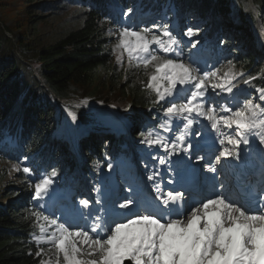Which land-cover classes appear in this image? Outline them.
I'll return each mask as SVG.
<instances>
[{
    "label": "trees",
    "instance_id": "16d2710c",
    "mask_svg": "<svg viewBox=\"0 0 264 264\" xmlns=\"http://www.w3.org/2000/svg\"><path fill=\"white\" fill-rule=\"evenodd\" d=\"M119 1L126 7L132 5L130 0ZM139 1L144 10H155L167 0ZM173 1L176 6H183L184 11H192L205 21V13L214 11L216 4L223 12H228L226 0ZM76 2L81 9L79 26L46 47L31 43L24 20L17 25L20 27L17 30L15 25H6L0 19V161H19L30 157L33 175L38 178L44 171L50 177L62 178L61 181L58 179V187L67 184L74 167L63 139L49 138L58 130L57 122L63 116L62 105L93 96L92 99L97 102L133 109L129 119L133 122L132 130L136 137L143 136L141 133L148 128L146 125L140 127L141 119L152 117L163 106L157 101L155 92L146 87L148 75H140V70L137 74L135 62L130 64L126 53L121 62H117L116 56L121 50L116 46L122 27L116 18L110 16L107 0ZM251 3L264 17V0H251ZM221 21L224 22L223 18L216 20L215 25H220ZM238 22H242V16ZM205 27L208 31L202 41L212 35L215 28L217 30L208 23ZM220 40L221 51L226 57L219 59L228 61L232 58L229 56L233 51L231 43L223 37L217 39L216 45ZM232 62L235 67L249 71L246 78H252L251 83L264 87V82L256 78L262 65L252 53L237 52ZM101 73L107 75L104 81L100 79ZM109 83L118 85L116 93ZM68 105L65 108L76 114L79 123L90 121L88 113ZM98 136L91 134L81 141L87 162L82 169L96 177L100 175L99 169H105L106 159L125 152L120 149L123 146L122 137L116 140L113 134L108 133L101 140ZM9 138L21 145L19 152L6 146V139ZM53 172L55 175H52ZM2 178L0 167V182ZM34 193V186L24 185L18 192L20 200L9 204L7 211L0 209V264H40L41 259L46 260L44 249L49 245H38L34 239V236L40 235L39 225L42 224L32 215L39 212L31 201ZM26 211L31 214L30 218L24 215ZM40 249L44 251L37 257Z\"/></svg>",
    "mask_w": 264,
    "mask_h": 264
},
{
    "label": "snow or ice",
    "instance_id": "6c2138e0",
    "mask_svg": "<svg viewBox=\"0 0 264 264\" xmlns=\"http://www.w3.org/2000/svg\"><path fill=\"white\" fill-rule=\"evenodd\" d=\"M184 35L192 37L195 33L189 28ZM161 36L167 37V40ZM118 40L116 48L121 50L116 56L118 63L126 53L130 64L134 61L136 67L153 69L148 75L146 87L155 92L157 101L166 100V97H173L174 101L180 92L185 91L178 86L192 85L195 81L186 102H170V106L165 109L167 119L161 125L165 131L170 130L169 125L176 118L186 121L185 130L191 128L194 112L212 121L211 127L217 132L221 122L229 128L233 124L236 126L235 136L225 138L233 148L225 147L220 151L215 164L210 160L206 161L208 172L220 171L216 165H222L221 158L239 159L240 153L236 146L241 142L249 143V133L257 131L261 143H264V107L247 101L242 109L232 111L225 108V111H231V116H221L218 120L214 108L208 107L205 111V104L199 99L205 96V81L215 77L216 73L206 72L203 77H199L195 75L198 69L159 56L152 50L151 46L154 44L168 53L174 50V45L180 43L167 26L161 35L152 34L150 39L147 28L134 31L122 27L118 32ZM225 76L230 77V73L226 72ZM211 87L232 91L231 87L225 89L223 84H213ZM258 91L264 100V89ZM69 115L76 120L75 113L69 112ZM150 136L151 133L142 143L161 145L166 150L169 148L158 136ZM176 139L185 141V132H181ZM220 143L224 144L225 140ZM189 147L194 146L190 144ZM172 151H175V145ZM183 151L188 153L189 148H184ZM168 154L171 155L172 152ZM160 163H165L164 159ZM23 171L28 173L30 170L25 167ZM154 175H150L148 179H154ZM210 180V194L193 199L191 203L185 200L184 192L176 191L175 188L155 197L158 203L154 202L143 208L138 206L135 199L125 197L124 202L118 205L123 210L118 213L122 219L111 220L105 208L104 213L97 214L91 228L87 230L73 229L67 222L59 223L42 212H33L37 221L45 222L39 225L40 235L34 236V239L38 245L47 243L50 249H55V264H125L126 261L130 264H264V210H261L264 208V197L257 194L256 200L261 208H254L251 200L234 198L232 186L222 173L219 177L213 175ZM51 183L48 176L36 183L35 197L42 198ZM156 189L159 191V185H156ZM89 203L87 199L79 201L84 208H88ZM113 208H116L115 204ZM91 217L90 210L88 218ZM43 251H37V257ZM40 264H53L52 258L41 259Z\"/></svg>",
    "mask_w": 264,
    "mask_h": 264
},
{
    "label": "rangeland",
    "instance_id": "374dc122",
    "mask_svg": "<svg viewBox=\"0 0 264 264\" xmlns=\"http://www.w3.org/2000/svg\"><path fill=\"white\" fill-rule=\"evenodd\" d=\"M130 1L133 2V5L129 8H125V6L121 4L119 0H108L110 3L108 5L110 16L118 18L119 23L122 24L123 27H128L131 30L139 31L144 28L149 29V39L151 38L152 34L161 35L165 26H167L169 29L172 27L175 30L173 31V34L176 35V38H178L180 41V43L177 44V52L174 55L173 60L182 62L186 65H190L192 68L198 69L195 75L199 77H203L204 73L206 72L216 73L215 77H211L205 81L206 97L208 100H210V102H213V106L218 102L225 103L226 105H229L232 110H236L238 107H235L234 102L239 103L243 98L247 99L246 102L252 101L253 103L264 105V100L261 99L260 91L255 90V94L249 95L246 92L245 87H243L244 83L240 82L241 78L247 72L244 71L242 67L232 69V65L229 62L219 66V64L212 60L208 50L203 47L204 42H201L200 38V36H203L204 32L206 31V28H203V25H205L206 22L213 25L215 24V20L223 18L226 23L224 22L225 24L222 26L221 33L222 36H226L231 42H233V58L235 57L237 51L243 54L251 51V53L255 55V59L262 65V71L258 74L257 78L261 81H264V55L261 54L264 52V40L262 41L259 38V31L264 30V21L260 20L258 11L255 10V6L251 3V0H226L228 4V15L222 12V8L219 9L218 5L216 4L214 11L205 13L206 22L191 16V20L194 25H190L184 29H182V25H185L186 23H182V19L184 18L183 13L176 20H171V23H168V21H170L169 17L173 16L176 11V7L173 6L172 3H169L167 6H165L161 13L156 14V11L144 12L142 10L143 7L141 3L135 4L137 0ZM130 9L131 11H129ZM80 12L81 9L78 6L76 0H0V19L3 20L6 25H15L17 30L20 29V27L17 25H19L20 22L24 20L26 22L25 27L28 29V39L32 44H36L39 47L51 45L68 31L77 28L80 24ZM124 13H128V15H124ZM241 16L242 22H238ZM234 25H236V27ZM189 28H191L195 33V35L192 37L184 35V33ZM178 29H180L183 34L178 36ZM8 36L11 37L10 35ZM161 38L164 39L163 36H161ZM210 41H212V36L210 39L207 38L206 40L208 43H210ZM194 44L195 46H193ZM151 48L157 55L165 57L162 55L161 50L157 45L153 44ZM138 70H140V75L143 76L151 71V67L148 69H145L142 66L136 67L137 74ZM226 72L233 73V79L231 81L226 80ZM106 77V74L104 75L101 73L100 79H102V81L107 79ZM109 84L113 88L114 93H116V91L119 89L118 85L115 83ZM213 84H223L226 89L231 87L232 91L228 92L225 90V92H221L220 88L213 89L211 87ZM221 97L223 98V101L219 100ZM92 98L93 96H87L76 104H72V106L78 107L80 111L90 115V121L87 124H81L77 120H73L71 115H69V112L73 111H70L69 109L65 108V105H62L63 117L57 122L58 127L60 128L55 132L52 138H64V140L69 143V133L71 132L79 139H82L83 137L89 138L91 134L99 135L98 137H100L104 134L102 130L106 127H109L111 131L115 133L116 130L111 128L110 122L108 120L112 118L105 113L99 112H104L106 110L103 107L96 106L99 110L97 111V109L94 108L95 104L93 103L94 100ZM168 100H173V98L166 97V100H162V102H164V109H162L157 114L160 117L159 121H157V119L151 118L148 120V125L155 127L157 123L162 125L165 122L167 119L165 117V109L170 106V101ZM246 102H244V104ZM220 111L222 112V109L220 108V104H218L215 107V116L218 120L222 116ZM124 112L129 114L133 111L127 109ZM56 115L58 116V111H56ZM177 122L178 119H174L169 125L170 129H172L173 125ZM115 124L116 122H114V125ZM222 125L224 130H228V127H226L223 123ZM144 140L145 138L141 140L133 138L132 140V145L134 149L137 150L139 156H144L145 152L155 151L157 147L158 149L163 148L161 145L150 146L146 142L142 143ZM131 160L132 158H130L128 154L123 158L118 157L108 160L107 171L103 173L101 178L96 181L91 179L89 182H87V184L91 183L99 186V188L96 190V194L98 196L107 194L108 190L113 186L114 178L120 171L124 169V167L120 166H123L124 163L129 164ZM142 160L144 159L141 158V161ZM81 163H85L83 158ZM0 167L3 172V178L0 182V209L3 211H7L6 209L9 204L20 200L18 192L22 187H24V185L26 186L28 184L33 186L36 183H39L46 175L43 173L39 178L34 177L33 174H31V169L27 163V160L25 159L19 162L13 160L0 161ZM25 167L29 168L30 171L28 173L23 171ZM23 181L25 182L24 185ZM56 184L57 182L52 180V183L49 185L47 191L43 194H46L47 192L51 193V191H53V187ZM75 185L79 187L80 191H82V189L85 190L84 187L81 188L82 186L79 183ZM66 189L67 188H65V190ZM68 189L73 188L68 186ZM88 194L89 193L86 195L87 197ZM93 194L94 193H92V195ZM74 195L77 198H86V196L81 197L77 191L74 193ZM94 199L95 196L89 198V202H92ZM32 202H34L33 204H36L35 201L32 200ZM36 207L40 210V203H37ZM49 210L51 211L52 209L50 208ZM24 215H27L29 218L31 216V214H29L27 211L24 212ZM46 216L50 217L49 214H46ZM41 222L42 224L45 223L43 220H41ZM79 228H85L86 230L90 229L85 227V223H82L81 227ZM50 231L51 229H49V232ZM44 250V258L48 260L49 257H51L53 264H55V249H50V246H47Z\"/></svg>",
    "mask_w": 264,
    "mask_h": 264
},
{
    "label": "bare ground",
    "instance_id": "6f19581e",
    "mask_svg": "<svg viewBox=\"0 0 264 264\" xmlns=\"http://www.w3.org/2000/svg\"><path fill=\"white\" fill-rule=\"evenodd\" d=\"M174 50H176V47L174 48ZM221 90V89H220ZM262 107H264V105H261ZM259 134V133H258ZM260 136V135H259ZM133 173V172H132ZM218 187V186H217Z\"/></svg>",
    "mask_w": 264,
    "mask_h": 264
}]
</instances>
